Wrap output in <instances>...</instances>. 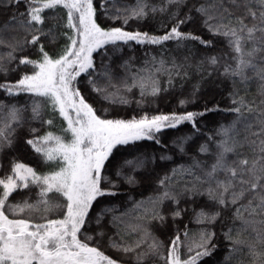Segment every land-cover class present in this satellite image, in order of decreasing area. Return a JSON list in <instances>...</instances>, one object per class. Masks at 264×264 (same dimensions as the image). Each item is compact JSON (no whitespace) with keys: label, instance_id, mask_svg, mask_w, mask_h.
<instances>
[{"label":"trees","instance_id":"obj_1","mask_svg":"<svg viewBox=\"0 0 264 264\" xmlns=\"http://www.w3.org/2000/svg\"><path fill=\"white\" fill-rule=\"evenodd\" d=\"M143 2L145 14L134 17L132 11L137 9L138 0H93V18L106 31L121 28L125 32L157 37L166 35L179 24L180 32L210 43L170 39L158 44L135 40L102 44L91 52L92 67L75 77L71 90L78 91L103 120L129 121L189 112L203 115H196L192 121H184L176 127L153 131L151 139L145 136L116 145L101 170L102 177H106L100 182L105 194L90 205L78 239L98 248L116 264H166L163 257L177 237L181 260H187L198 251H204L195 245L200 243L202 233H208L211 234L209 255L200 257L196 264H254L246 245L255 243L257 232L264 234V224L260 223L264 216H250L246 211L251 194L236 204L231 203L230 193L226 194L228 203L221 205L218 194L222 189H217L216 185L217 181L226 180L228 174L217 171L214 178L209 179L207 173L222 151L219 145L225 137L221 128L234 123L235 129L229 135L238 144L233 152L225 154L227 163L247 159L251 166L259 155L258 148L253 151L251 140L255 137L251 133L257 130L256 115L264 107V51L248 57L246 53L254 46L259 47V43L246 42L244 58L250 60L252 66L242 75H234L232 70L240 54L234 51L229 37L209 30L208 24L220 20L213 19L206 24L207 16L197 9L216 4L220 11L213 14L223 16L224 23L231 18L235 24V18L240 17L251 27L259 20L253 19L248 10L256 12L258 17L264 8L259 0ZM28 9L29 0H0V38L4 40L0 44V84H16L23 76L39 72L38 66L20 61L27 58L43 63L41 46L52 60H58L69 49L79 50V43L75 46L72 43L81 39L79 13L74 12L73 24L77 27L73 28L69 26L68 9L62 4L55 9H45L41 13L43 23L33 22L29 30L25 23L29 19ZM33 35L39 37V42L26 43ZM212 57L217 59L216 64L209 62ZM226 68L229 71L226 72ZM73 69L78 71V65H73ZM154 88L158 89L155 94ZM240 100L255 111L241 107ZM37 105L38 114L33 112ZM235 108H241V112L233 111ZM13 110L15 119L11 115ZM75 112L68 108L73 120L77 119ZM67 128L68 121L58 108H53L48 97L17 89L9 93L0 88V129L5 132L0 137V179L13 175L12 169L17 163L32 168L39 176L59 172L65 166L62 157L47 161L27 141L41 140L52 133L67 144L72 140V134L65 132ZM40 146L47 149L56 144L53 140L47 144L42 142ZM201 146H206L207 151H201ZM128 161L132 163H126ZM258 167H264V161ZM129 177L133 182H129ZM213 189L215 193L210 194ZM40 191V186L29 180L28 187L21 184L10 195L2 210L9 219L28 220L32 225L63 220L67 213L66 197L52 191L46 197L48 205H44L38 203L45 199L39 195ZM2 192L0 186V194ZM25 202L34 207L18 211L15 206H23ZM202 212L208 217L218 215L211 220L201 216ZM244 220L250 223L245 226ZM229 233L232 240L228 239ZM235 240L245 243L235 245ZM154 241L162 244L157 254L149 251ZM125 248L132 250L126 252ZM257 250L264 251V248L257 245ZM255 264H264V259H256Z\"/></svg>","mask_w":264,"mask_h":264},{"label":"snow or ice","instance_id":"obj_2","mask_svg":"<svg viewBox=\"0 0 264 264\" xmlns=\"http://www.w3.org/2000/svg\"><path fill=\"white\" fill-rule=\"evenodd\" d=\"M236 3V0H233ZM168 3H180V0H168ZM40 5L33 7L32 5ZM68 9L69 26L76 28L73 24L74 12L79 13L78 35L81 37L79 41L73 40L75 46L79 43V50L69 49L58 60L50 59L47 52L41 46L40 51L43 53V63L30 59H21V64H33L39 67L40 71L34 75H25L16 84H0V88H5L9 93L13 89L19 91H27L40 96L48 97L54 109L59 110L61 116L68 121V128L65 132L72 134L70 143H64L62 137L53 136L49 133L41 140H29L28 144L32 145L37 153H42L47 161L57 160L62 157L64 161L63 167L59 172L51 175L39 176L36 172L23 164L17 163L13 166V175L0 179V186L3 192L0 194V264H116V261L106 256L96 247H90L87 243L78 239V233L81 226L85 223V216L92 202L99 196H103L105 191L101 188L100 182L106 177H102L101 170L108 160L113 148L118 144H127L129 141L139 140L145 136L151 139L153 131H160L166 127H176V125L184 121H192L194 116L203 115V113H186L184 115H158L148 118L142 117L139 120H103L100 119L93 108L80 96L78 91L71 90V82L80 72L87 71L92 67L91 52L93 44L99 47L106 43H115L116 41H132L138 43L158 44L165 40H200V37L190 33L185 34L179 31V24L173 26L171 30L164 36H149L147 33L125 32L121 28H112L110 30L102 29L94 20L95 9L93 8V0H29L28 17L25 22L27 28L31 30L33 22L43 23L41 13L45 9H55L58 5ZM261 8H264V0H259ZM146 5L143 0H138V7L132 11V16L141 17L145 14ZM164 9H161L163 11ZM155 11V9H153ZM197 11L207 16L205 21L208 24L213 19H219L216 24H208L209 30L214 34H222L229 37V43L233 46L234 51L240 56L237 65L232 70L234 75H242L246 68L251 67V61L245 59L244 45L251 41L254 44L259 43V47H253L246 53L248 57L253 56L257 51H264V11L259 13L248 10V14L253 19H258L259 23L249 27L244 23V19L235 18V24L232 19L228 23H224L223 16H216L213 13L220 11V6L212 4L210 6L202 5ZM226 13L227 10H224ZM230 15V14H229ZM127 23V19H125ZM184 23V21H180ZM79 29H82L80 31ZM39 37L33 35L31 40L26 43L36 44ZM201 43L208 44L210 41L200 40ZM4 40L0 38V44ZM71 57H74L72 59ZM211 64H216L215 57L210 58ZM73 65H78V71L73 69ZM229 71V69H225ZM101 91V89H96ZM158 89H153V94ZM79 97L78 102L76 98ZM184 104L185 101H181ZM235 103V101H234ZM239 103L241 107H247L249 112H254V108L244 104L243 100ZM264 105V102H262ZM38 105L33 108V112L38 114ZM71 107L76 111L77 119L73 120L68 113ZM233 111L240 113L241 108H235ZM16 118L15 110L11 113ZM174 121V123H172ZM49 124L52 121H48ZM255 125L257 130L251 135L255 139L251 140L253 151L259 149V155L249 166L247 159L233 162L231 165L225 160V154L233 152L238 142L229 134L235 129V123L228 128H221L220 132L225 137L220 142L219 147L222 151L217 156L216 163L212 166L210 172L207 173L209 179L214 178L217 171H225L228 178L224 181H217V189L219 192L218 202L221 205L228 203L225 198L226 194L231 195V203L236 204L240 199L251 194L248 201V211L250 216H264V167H258L261 161H264V107L256 115ZM249 129L253 127L250 124ZM5 132L0 129V137ZM55 141L56 146L47 148L40 146L43 142L47 144L49 141ZM231 141V145H229ZM83 146V147H82ZM201 151H207L206 146H201ZM126 163H132L128 161ZM119 175V173H117ZM15 177V178H14ZM237 178H239L237 180ZM129 182H133L129 177ZM40 186L39 195L45 199L38 203L48 205L46 197L48 193L56 191L61 193L67 199V213L63 220H50L46 224L32 225L30 221L23 219H9L2 210L10 195L21 187H28V182ZM163 184L164 181H161ZM237 183L239 190H237ZM215 190H210V194ZM164 197H168V193H164ZM214 198H216L214 196ZM18 211L23 212L26 208L31 209L33 205L24 203L23 206H15ZM239 213V209H237ZM179 215V213H176ZM207 219L214 220L218 213L208 217L207 213H201ZM239 218V217H238ZM244 225H248L250 221L244 220ZM264 224V220L260 221ZM34 228L35 230H30ZM88 239H91L89 237ZM211 234L202 233L201 241L195 247L203 248L204 251H198L195 256H191L187 260H181L179 254L178 242L179 237L172 241V247L167 251V256L163 257L166 264H196L202 256L209 255L210 249L208 241ZM228 239L232 240L229 233ZM235 245H243L245 242L241 240L233 241ZM257 245L264 248V234L257 232L255 243L246 245L249 255L254 259H264V251H258ZM116 246V245H114ZM162 244L154 241L149 246V251L153 254L159 253ZM125 248L124 251H131ZM235 250V249H233ZM192 248H189V252Z\"/></svg>","mask_w":264,"mask_h":264},{"label":"rangeland","instance_id":"obj_3","mask_svg":"<svg viewBox=\"0 0 264 264\" xmlns=\"http://www.w3.org/2000/svg\"><path fill=\"white\" fill-rule=\"evenodd\" d=\"M94 48H95V45L93 44V49H94ZM69 115H70V113H69ZM75 115H76V112H75ZM70 116H71V115H70ZM76 116H77V115H76ZM70 142H71V141H70ZM70 142H69V143H70Z\"/></svg>","mask_w":264,"mask_h":264}]
</instances>
